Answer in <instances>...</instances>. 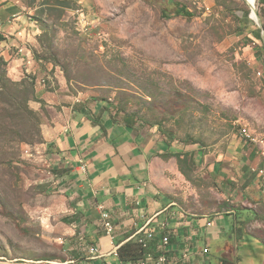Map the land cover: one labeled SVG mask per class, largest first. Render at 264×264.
Masks as SVG:
<instances>
[{
  "label": "rangeland",
  "instance_id": "rangeland-1",
  "mask_svg": "<svg viewBox=\"0 0 264 264\" xmlns=\"http://www.w3.org/2000/svg\"><path fill=\"white\" fill-rule=\"evenodd\" d=\"M252 1L264 26V4ZM15 2L27 51L9 50L32 64L12 67L1 49L9 36L0 35V264L71 259L64 241L75 190L42 135L52 111L36 97L39 85L91 91L115 121L137 119L152 147L139 177L154 201L196 220L224 217L216 224L232 225V235L209 245L214 260L231 242L226 250L243 264H264V42L245 1ZM180 8L193 17L177 16Z\"/></svg>",
  "mask_w": 264,
  "mask_h": 264
},
{
  "label": "crops",
  "instance_id": "crops-1",
  "mask_svg": "<svg viewBox=\"0 0 264 264\" xmlns=\"http://www.w3.org/2000/svg\"><path fill=\"white\" fill-rule=\"evenodd\" d=\"M24 34V20L15 0H0V35L9 36L1 49L12 67L24 61L11 56L9 50L12 47L27 51L18 41ZM31 64L28 60L23 67L28 68ZM35 94L38 99L47 102L52 111L49 120H44L42 124L46 146L52 156L61 162V181L72 182L75 190L76 202L69 213V239L64 241L69 245L67 250L71 259L64 263L120 264L114 248L135 241V232L145 223L142 216L149 219L167 207L154 201V193L139 177L148 168L152 147L148 143L145 146L146 138L141 131L128 130L121 122L115 121L111 105L103 98L94 97L91 91L70 95L62 88L57 93H49L39 85L35 87ZM243 211L242 217H239L242 218L239 220L241 223L248 222L250 213L247 209ZM104 213L111 216L116 227L113 243L104 232ZM230 213L225 215L238 217L235 211ZM207 219L196 220L188 216L183 219L178 236L172 241L176 255L180 257L182 249L191 245L194 246L193 251L206 245L210 248L209 245L221 240L226 233L232 235V225L220 228L216 224L224 217ZM204 220L212 226L206 228ZM225 244L218 247L215 260L209 255L204 258L192 255L191 264H223L224 258L229 260L227 264H243L238 253L234 257L226 250L227 246L232 247V243ZM92 247L98 249V255L89 254L88 249Z\"/></svg>",
  "mask_w": 264,
  "mask_h": 264
},
{
  "label": "built area",
  "instance_id": "built-area-1",
  "mask_svg": "<svg viewBox=\"0 0 264 264\" xmlns=\"http://www.w3.org/2000/svg\"><path fill=\"white\" fill-rule=\"evenodd\" d=\"M258 74L259 76L264 75L263 72H259ZM243 135L247 136L245 130L243 131ZM136 205L139 206V203ZM175 206V204H171L149 219L142 216L145 223L135 232L133 238L138 245L147 251L146 259L139 263H123L120 261V264H191L190 260L192 255L199 256L200 258L209 255L210 251L207 245L197 247L194 251L192 250L194 246L191 245L189 248L183 249L180 253V257L175 254L172 241L178 236L181 222L187 217ZM102 223L105 235L109 237L113 243L116 237V227L108 213L102 214ZM204 223L206 228L212 226V224L206 222V220H204ZM193 224L194 223H192L191 226ZM118 249L119 246L114 248L116 257H118ZM88 252L91 256L98 255L99 253L96 247L89 248Z\"/></svg>",
  "mask_w": 264,
  "mask_h": 264
},
{
  "label": "trees",
  "instance_id": "trees-1",
  "mask_svg": "<svg viewBox=\"0 0 264 264\" xmlns=\"http://www.w3.org/2000/svg\"><path fill=\"white\" fill-rule=\"evenodd\" d=\"M262 4H264L263 0H260ZM175 14L177 16H183L186 18H192L193 15L187 11L184 8L177 9L175 11ZM258 40H261L260 36V30H257V37ZM3 41V38L0 36V42ZM262 70L264 73V58L261 60ZM7 63L5 60L0 57V72L1 68L5 67L6 69ZM4 76L0 73V79H2ZM128 130L140 132V125L137 122V119L135 118H128L125 117V119L121 122ZM231 211H227L228 215H231ZM249 221V220H248ZM247 224V222H243L242 225ZM120 243H118L119 245ZM118 258L123 263H139L141 261H145L147 251L144 250L140 245H138L135 241H129L126 244L119 247L117 250ZM158 255V254H156Z\"/></svg>",
  "mask_w": 264,
  "mask_h": 264
},
{
  "label": "water",
  "instance_id": "water-1",
  "mask_svg": "<svg viewBox=\"0 0 264 264\" xmlns=\"http://www.w3.org/2000/svg\"><path fill=\"white\" fill-rule=\"evenodd\" d=\"M253 15H254V19H252L250 16H249V18H250V20H252L253 22H255L258 25V27L261 31V39L264 42V26L262 25V21L260 20L259 15H258L256 10L253 12Z\"/></svg>",
  "mask_w": 264,
  "mask_h": 264
},
{
  "label": "bare ground",
  "instance_id": "bare-ground-1",
  "mask_svg": "<svg viewBox=\"0 0 264 264\" xmlns=\"http://www.w3.org/2000/svg\"><path fill=\"white\" fill-rule=\"evenodd\" d=\"M243 1H245V3L250 7V9H251L250 17H251L252 19H254L253 12H254L256 9H255V6H254L253 1H252V0H243Z\"/></svg>",
  "mask_w": 264,
  "mask_h": 264
}]
</instances>
